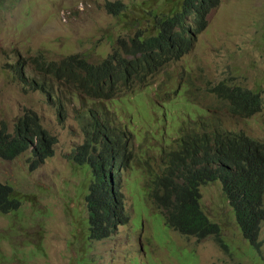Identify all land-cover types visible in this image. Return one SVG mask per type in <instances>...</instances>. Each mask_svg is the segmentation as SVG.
I'll list each match as a JSON object with an SVG mask.
<instances>
[{
  "label": "rangeland",
  "instance_id": "rangeland-1",
  "mask_svg": "<svg viewBox=\"0 0 264 264\" xmlns=\"http://www.w3.org/2000/svg\"><path fill=\"white\" fill-rule=\"evenodd\" d=\"M121 1L132 6L123 24L111 13L120 0H0V121L9 123L31 106L59 138L58 158L33 172L23 162L0 157V182L17 191L10 181L25 174L16 181L22 206L0 213V264H264V222L258 251L243 237L233 209L222 197L220 180L200 187L201 206L222 226L221 240L227 248L214 237L197 240L168 225L167 212L147 197L145 180L144 187L131 192L135 185L126 179L128 170L119 185L127 223L102 240L85 235L92 175L86 171L88 165L71 167L66 157L83 140L86 109L80 103L69 106L61 124L55 106L22 89L14 64L39 49L51 59L87 54L96 60L112 51L111 38L119 45L122 40L131 42L130 36L143 29L152 31L153 17H143L146 7L174 6L173 0ZM134 8L143 9L134 12ZM200 18L203 39L199 42L198 37L181 59L153 77L158 92L185 82L177 87L182 93L154 95L143 86L109 105L132 135L133 161L148 178L155 179L169 167L173 147L181 149L184 135L197 132L198 115L212 120L211 134L226 127L264 141V107L252 116L234 114L229 101L212 91L213 84L225 80L257 88L264 97V0H221L206 21ZM14 121L9 123L11 132ZM150 140L161 151L151 147ZM139 173L130 178L139 179Z\"/></svg>",
  "mask_w": 264,
  "mask_h": 264
},
{
  "label": "trees",
  "instance_id": "trees-1",
  "mask_svg": "<svg viewBox=\"0 0 264 264\" xmlns=\"http://www.w3.org/2000/svg\"><path fill=\"white\" fill-rule=\"evenodd\" d=\"M217 2L218 0H183L178 17L167 15L157 20L159 32L156 35H150L143 29L130 36L131 42L122 40L107 56L120 65L129 66L131 61L128 56L134 53L136 64L144 72H157L161 66L172 59H179L190 48V40L177 30L185 15L192 11L205 19L207 12ZM142 9L134 8L133 11ZM128 10L129 7L124 2L115 4L113 8L115 16L121 19L128 16ZM146 14L155 16L154 11ZM146 37L148 38L145 39ZM222 89L220 85L215 88L217 91ZM224 98L229 101L230 110L234 114L251 116L262 105L258 93L240 86L232 88ZM8 127V124L0 126V157L18 158L34 143V134L23 119L16 124L14 134L8 132ZM228 138L233 143L230 149L214 150L206 145L195 155L193 164L185 163L183 168L171 156L169 167L157 174L155 179L141 173L139 180H145L147 186L140 183V187H144L152 204L167 212L166 222L176 231L197 240L214 237L227 248L221 240L222 226L212 221L201 206L200 185L220 180L223 194L225 193L224 196L235 213L243 237L259 251L262 247L260 233L264 222V142L243 134L236 137L231 132ZM33 153L29 158L31 170L38 168L48 156L42 142L37 144ZM133 158L131 152L126 165L133 173H137L139 168ZM75 160L79 161L78 156H75ZM94 167L96 184L91 186V191L99 197L87 196L89 216L86 219L88 230L85 228V235L93 240H102L117 226L126 224L128 215L122 199L116 197L113 201L101 184L108 178L109 167L102 163ZM24 176L22 173L19 177ZM16 181L18 179L10 182L15 185ZM21 206L19 193L10 184L0 183V213L11 212Z\"/></svg>",
  "mask_w": 264,
  "mask_h": 264
},
{
  "label": "clouds",
  "instance_id": "clouds-1",
  "mask_svg": "<svg viewBox=\"0 0 264 264\" xmlns=\"http://www.w3.org/2000/svg\"><path fill=\"white\" fill-rule=\"evenodd\" d=\"M121 2L123 1L120 0V3ZM173 2L174 6L163 10L155 8L149 9L148 7L144 9L145 14L149 11L155 12L154 17L149 14H146V17L144 15L148 20L150 17H153L154 28L152 31L146 30L150 35H156L159 32V26L157 24L159 18L167 15L173 17L179 16L183 6V0H178L177 2L173 0ZM220 3L221 0H218L213 7ZM125 4L129 7L128 11H130L131 4ZM111 13L115 15L113 8ZM193 13L195 14L194 17ZM128 16L122 19V24ZM200 17V15L191 11L185 15L182 25L177 27V30L194 45L196 44L198 37H200L199 42L203 39L201 34L204 31V25ZM189 20L191 21L190 23H188ZM204 21L206 20L204 19ZM137 23H140V20H138ZM110 43V46L114 45L113 48L117 46L115 40H112V38ZM111 52L108 50L101 54L96 60L91 59L87 54H70L57 59H51L43 53V49H39L25 58L19 59L17 61L18 63L16 65L14 64V73L23 90L42 95L48 105L56 107L57 118L61 124H63L68 117L69 106L80 103L82 107L86 109L84 113L85 127L83 130V140L67 154V161L71 167L75 168L88 165L86 171L90 172L92 175V182L89 184L88 195L92 198L99 197L91 191V186L96 184V171L94 166L98 163L107 165L109 167L107 171L108 178L101 183L103 189L105 193L111 196L113 201L116 197H120L126 210V202L119 187L121 178L128 170L129 174L126 179L135 185L134 188L131 189V192L139 191L141 182L139 179L130 178L131 176L136 175V173H133L126 165L128 156L132 152L134 146L133 137L126 131L127 126H125L124 123L121 122L109 109L110 102L112 99H122L125 95L129 97L130 93H136L141 90L143 86L154 95H178L182 93L177 87L179 84L185 82L181 81L176 87L167 92H158L153 77L160 74L163 68L171 62L181 59L187 52L177 60H170L154 73L144 72L136 64L134 53L128 56L131 64L129 66H123L116 60L109 59L107 55ZM218 85L223 87L221 91L215 90ZM212 86V91L220 98L236 86L250 89L260 95L262 105L259 111L261 112L263 110V91L257 88H249L241 84L229 83L225 80H220L219 83L213 84ZM192 102L195 103V101ZM122 113L124 112L122 111ZM198 116L201 117V123L197 126V132L189 137L184 135L182 138L181 149L173 147V150L175 151L171 152V156L176 159L180 168H183L185 163L193 164L195 155L206 145H209L214 150L219 148L230 149L233 146V143L228 138L229 132L235 134L236 137L237 135L243 134L253 140H258L243 131H233L226 129V127H223L220 132L212 131L213 133L211 134L209 130L214 125L212 120L209 117H203V114ZM20 119H23V121L27 123L29 129L34 134V143L26 151L22 152V154L28 152L34 155L33 150L39 142H42L44 150L48 156L45 158L44 163L40 164L38 168L57 159L59 138H57V136L54 135L56 133L51 131L46 125L41 112L31 106L24 107L13 119L15 120L14 131L11 132L9 126L8 132L14 134L16 124ZM12 121H9V123ZM196 122L198 121L196 120ZM9 123L7 120L2 119L0 121V126L3 124L9 125ZM150 145L161 151L157 142L150 140ZM28 153L19 158L2 159L13 160L14 163L23 162L27 171L33 172L38 168L34 170L30 169V156H28ZM75 156H78L79 161L75 160ZM137 173H139V171H137ZM139 175L141 174L139 173ZM17 178L21 180L24 179V177ZM0 183L6 184L3 182ZM218 185L222 189V186L219 183ZM15 186L18 192V183H15ZM202 186L203 185H200V187ZM12 188L14 189V187ZM224 195L225 193L223 194L222 191V197L226 200ZM227 204L229 205L228 201ZM88 210L89 208L87 207V211Z\"/></svg>",
  "mask_w": 264,
  "mask_h": 264
}]
</instances>
